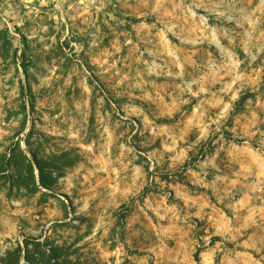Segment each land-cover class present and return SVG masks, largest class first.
<instances>
[{"label": "rangeland", "instance_id": "obj_1", "mask_svg": "<svg viewBox=\"0 0 264 264\" xmlns=\"http://www.w3.org/2000/svg\"><path fill=\"white\" fill-rule=\"evenodd\" d=\"M3 3L0 264H264V0Z\"/></svg>", "mask_w": 264, "mask_h": 264}, {"label": "trees", "instance_id": "obj_2", "mask_svg": "<svg viewBox=\"0 0 264 264\" xmlns=\"http://www.w3.org/2000/svg\"><path fill=\"white\" fill-rule=\"evenodd\" d=\"M21 153L23 154V157H24V161H23V164H25L27 167H28V170L29 172L31 173V175L33 176V180L35 181L36 183V178L34 176V165L33 163L36 164V166L38 167V169L40 170L41 172V175H40V183L47 187V188H51V185L49 183H47L44 179V176H43V168L40 164V161L38 159V156L35 152H32V156H33V159L31 160L27 154H25L24 152L21 151ZM14 158H15V154H14ZM9 169L12 168V162L14 163L13 161V158H9ZM15 165V164H14ZM17 168V171L19 172V174L16 176V177H22V169L23 167H20V166H16ZM1 172H5V171H1ZM11 177H14V176H11ZM48 251H43V256L44 257H47V260L49 261V263H51V261L55 258H57L56 254H57V247H52V248H48L47 249ZM61 264H64V263H61Z\"/></svg>", "mask_w": 264, "mask_h": 264}, {"label": "crops", "instance_id": "obj_3", "mask_svg": "<svg viewBox=\"0 0 264 264\" xmlns=\"http://www.w3.org/2000/svg\"><path fill=\"white\" fill-rule=\"evenodd\" d=\"M4 1L6 2V0H0V7H1V8H2V6H3V4H4V3H3ZM28 1H31V2H32L33 0H28ZM1 5H2V6H1ZM4 5H5V4H4Z\"/></svg>", "mask_w": 264, "mask_h": 264}]
</instances>
